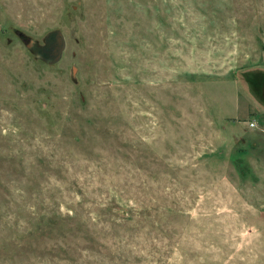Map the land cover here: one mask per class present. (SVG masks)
<instances>
[{
	"label": "rangeland",
	"instance_id": "374dc122",
	"mask_svg": "<svg viewBox=\"0 0 264 264\" xmlns=\"http://www.w3.org/2000/svg\"><path fill=\"white\" fill-rule=\"evenodd\" d=\"M0 264H264V0H0Z\"/></svg>",
	"mask_w": 264,
	"mask_h": 264
},
{
	"label": "water",
	"instance_id": "95a60500",
	"mask_svg": "<svg viewBox=\"0 0 264 264\" xmlns=\"http://www.w3.org/2000/svg\"><path fill=\"white\" fill-rule=\"evenodd\" d=\"M25 47L35 59L48 66H53L62 59L66 43L63 34L55 30L45 35L41 45L37 41L29 39L25 43Z\"/></svg>",
	"mask_w": 264,
	"mask_h": 264
},
{
	"label": "built area",
	"instance_id": "2783aa9c",
	"mask_svg": "<svg viewBox=\"0 0 264 264\" xmlns=\"http://www.w3.org/2000/svg\"><path fill=\"white\" fill-rule=\"evenodd\" d=\"M248 125H249V128H255L256 122H250Z\"/></svg>",
	"mask_w": 264,
	"mask_h": 264
},
{
	"label": "crops",
	"instance_id": "0c3cea01",
	"mask_svg": "<svg viewBox=\"0 0 264 264\" xmlns=\"http://www.w3.org/2000/svg\"><path fill=\"white\" fill-rule=\"evenodd\" d=\"M255 128H257V125H256V127ZM255 128H253V129H255Z\"/></svg>",
	"mask_w": 264,
	"mask_h": 264
}]
</instances>
